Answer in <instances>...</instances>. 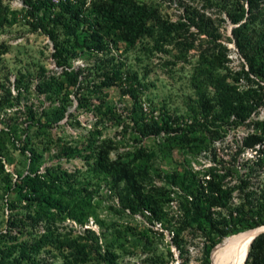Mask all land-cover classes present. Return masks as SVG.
<instances>
[{
	"label": "rangeland",
	"instance_id": "obj_1",
	"mask_svg": "<svg viewBox=\"0 0 264 264\" xmlns=\"http://www.w3.org/2000/svg\"><path fill=\"white\" fill-rule=\"evenodd\" d=\"M51 1L0 0V248L43 237L42 263L63 264L55 239L97 241L121 264H182L174 229L189 226L186 264H213L224 241L264 229V211L234 212L220 237L222 208L206 221L178 210L211 166L230 207L264 198V148L252 179L241 165L256 152L236 156L250 133L264 144V78L250 68L264 58V8L236 33L262 45L250 61L227 12L251 0ZM233 91L260 100L245 121L221 116Z\"/></svg>",
	"mask_w": 264,
	"mask_h": 264
},
{
	"label": "trees",
	"instance_id": "obj_2",
	"mask_svg": "<svg viewBox=\"0 0 264 264\" xmlns=\"http://www.w3.org/2000/svg\"><path fill=\"white\" fill-rule=\"evenodd\" d=\"M50 2L52 1L50 0ZM257 2V0L249 1L248 9L246 12H244L242 7L239 9L235 7L232 12H230L229 10L227 12V15L231 19L232 23L238 25L234 31L236 36V44L242 52H245V56H247L250 61L251 59H253L254 55L246 52V48H255L256 45L260 49L262 45L255 43L253 39L249 38L250 40H247L245 39V37L236 33L237 31H242L243 29L245 30L249 28V26L253 24L252 20H249L253 15L261 14L264 7L259 8V4ZM26 4L28 5L29 13L34 18V27L42 28L43 25L40 18L38 17L37 7L28 1L26 2ZM238 7L240 6L238 5ZM66 10H68L69 12L73 11V13L75 12L74 17L77 21L80 20V12L76 13V9H69L66 6ZM126 10L129 15H135L144 20V15L138 9L135 10L132 8H127ZM250 68L255 76L264 78V58L259 59V61H251ZM83 71L79 72V75L82 74ZM229 96L231 97L227 98L223 103V112L221 114V116H223V118H226L227 120H230L231 117H234L245 121L251 114L253 104L260 101L259 99L255 100L250 98H243L236 91L231 92V95ZM156 126V122L153 121L145 125V128L149 132H151L152 129L156 128ZM258 137H260L258 133H250L249 136L242 142L241 148H244V150H242L240 147L236 148V156L238 157H240L242 154L244 155L246 149H253V151L256 152L252 157L246 158L244 161H242V173L246 175L248 179H252L256 176L258 172L257 168L259 166L257 164L255 165V162H259V153L264 148V144L261 141L256 140V138ZM248 141L252 142L248 143ZM257 146L259 147V149H256ZM37 176L38 175H35L36 178ZM205 176H208V179L204 180V183H206L207 185V188H205V190L203 186L197 185V187L191 193L192 201H189L187 197H181L178 210L182 209L184 215L190 217L195 216L197 219H199V221H206V216L210 212L209 206L212 205L214 207L222 208L220 212L223 217H219V228L216 230V233H219L220 237H222L226 232L225 228L222 227L221 224L226 223L228 220L227 217H231L234 212H240L243 216L242 218L247 215H254V213L261 216L264 211L263 197L262 199L260 198L261 201H258L257 204L248 207L247 209L249 210L247 213H245L243 212L246 209L244 205H240L238 208L237 206L236 208L230 207L229 202L232 190L230 191L222 189V187L224 186V179L226 178V175L221 173V170L211 166L207 169V175ZM200 187H202L200 192H203V190L207 191L208 188H214V190L212 191L213 193L210 194V198H208V195H204V193H199ZM155 211L157 215H159V217H157V221H164L163 218H165V214H163L162 210L158 208ZM165 223L170 222L165 220ZM261 224L264 225V220L261 221ZM189 228V226H185L183 228L177 227L174 229V239L176 241L177 248H181L180 257L183 258L182 264L187 263V259L184 258L185 251L183 249L182 244L184 238L188 237L189 235L184 230ZM172 232L173 230H171V233ZM41 240L43 241V237L39 240V242L34 240L31 241V243L27 242L15 245V247L6 246L4 248H0V264H43V261H41L38 256L42 252V249L46 246H50L52 248V246H54V241L51 242L49 245H46V243L42 245V243H40ZM55 240V242H57V248H63L67 245V249L70 250L71 257H65L63 264H121L118 261L119 257H117L112 251L101 248L97 241H92L91 243H88L85 241L81 242L79 240ZM144 263L162 264L163 260H160L156 256H147V259H145ZM245 264H264V233H261L252 241Z\"/></svg>",
	"mask_w": 264,
	"mask_h": 264
},
{
	"label": "bare ground",
	"instance_id": "obj_3",
	"mask_svg": "<svg viewBox=\"0 0 264 264\" xmlns=\"http://www.w3.org/2000/svg\"><path fill=\"white\" fill-rule=\"evenodd\" d=\"M261 230L227 239L213 254V264H244L253 237Z\"/></svg>",
	"mask_w": 264,
	"mask_h": 264
},
{
	"label": "water",
	"instance_id": "obj_4",
	"mask_svg": "<svg viewBox=\"0 0 264 264\" xmlns=\"http://www.w3.org/2000/svg\"><path fill=\"white\" fill-rule=\"evenodd\" d=\"M261 233H264V229L262 230V231H260V232H258L254 237H253V239H252V241L258 236V235H260ZM252 241H251V243H252ZM251 245V244H250ZM249 252V251H248ZM247 256H248V253H247ZM247 256H246V259H247ZM246 261V260H245ZM244 264H245V262H244Z\"/></svg>",
	"mask_w": 264,
	"mask_h": 264
},
{
	"label": "built area",
	"instance_id": "obj_5",
	"mask_svg": "<svg viewBox=\"0 0 264 264\" xmlns=\"http://www.w3.org/2000/svg\"><path fill=\"white\" fill-rule=\"evenodd\" d=\"M55 1V0H54Z\"/></svg>",
	"mask_w": 264,
	"mask_h": 264
}]
</instances>
